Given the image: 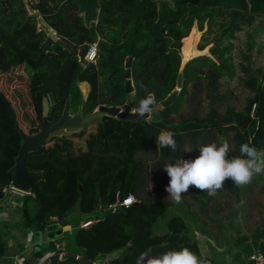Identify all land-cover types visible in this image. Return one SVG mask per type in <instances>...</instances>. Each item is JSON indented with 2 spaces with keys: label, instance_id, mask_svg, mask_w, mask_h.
<instances>
[{
  "label": "trees",
  "instance_id": "16d2710c",
  "mask_svg": "<svg viewBox=\"0 0 264 264\" xmlns=\"http://www.w3.org/2000/svg\"><path fill=\"white\" fill-rule=\"evenodd\" d=\"M219 17L223 35L264 27V0H98L90 26L74 0H0V199L8 197L3 187L13 181L10 168L22 144L16 123L26 132H38L44 96L49 98L50 119L59 118L79 82L89 85L80 107L83 114L99 105L102 86L107 105H125L130 68L134 105L145 107L150 94L158 105L149 118L104 114L87 128L60 131L85 137L62 154L61 173L37 163L35 155L58 133L29 152L30 168L42 169L43 177L24 195L18 213L12 212L14 219L0 220V258L8 252L13 228L23 230L24 236L53 230L58 226L52 217L57 216L65 228L59 244L67 254L56 261L61 248L51 249L56 264H77L70 254L76 249L90 260L117 252L107 264L218 262L219 250L202 253L198 232L223 247L225 199L253 196L255 186L264 181V164L258 160L264 153V66L242 65V84L249 91L242 99L223 84L220 62L199 56L183 63L185 37L194 26ZM39 22L55 29L64 43L54 40L44 48L48 31ZM93 41L98 46L96 62L83 61ZM18 67L27 74L29 94L22 102L7 91ZM180 73L177 96L161 106L160 100L177 87ZM31 106L34 115L22 111ZM51 172L52 186L38 188ZM129 193L140 201L100 215V205ZM208 210L219 218L212 219ZM95 215L99 221L80 226ZM256 228L254 239L264 235V221ZM32 253L45 256L42 248ZM27 264L44 263L28 255Z\"/></svg>",
  "mask_w": 264,
  "mask_h": 264
},
{
  "label": "rangeland",
  "instance_id": "374dc122",
  "mask_svg": "<svg viewBox=\"0 0 264 264\" xmlns=\"http://www.w3.org/2000/svg\"><path fill=\"white\" fill-rule=\"evenodd\" d=\"M27 6L30 8L28 4ZM220 19L219 17V19L217 18L214 21L205 20L203 27H198L197 25L193 27L191 33L184 39L182 49L183 63L189 59H196L199 56H207L216 63L220 62L224 67L223 84L233 88L235 93L238 94L240 98L244 99L249 91L242 84V78L246 74L242 65H251L253 68L264 66V27L256 26L253 29L250 28V30L238 31L232 35H223L222 31L224 24L220 23ZM39 26H43V24L39 22ZM104 71L103 69L100 70L101 82L105 73ZM19 74H23V77L19 76ZM78 84V90H76L72 98L70 97L72 113H82L80 108L81 103L89 89V85L86 82H79ZM191 84L192 81L189 82L190 86ZM8 85L9 83L7 84L8 93L12 94L11 92H15L20 102L28 98L27 74L21 67L16 68L13 80L11 84ZM128 97L126 104L121 106L125 109H128V106L130 110L140 109L134 105V100L136 99L135 90L128 92ZM143 109L146 110L145 107H143ZM25 110H28L31 115H34L32 106L23 107L22 111ZM95 110H97V107ZM182 111H186V108L184 107ZM151 114H154L153 110ZM22 117L24 118V123L27 124L28 121L25 115H22ZM57 133L58 136L52 140L49 144L50 146L48 145L49 147L47 146L46 149H42L40 153H36L35 155H38L37 163L41 162L44 165L50 164L58 173H61V164H63L64 161L62 154L70 152L72 148L75 147V142L85 137L82 135H69L60 131ZM53 150L56 153L51 154ZM258 160L260 164H264V155H260ZM51 174L52 172L49 174L44 184L39 183L40 186L38 188L46 189V187L52 186L53 180ZM226 191L231 194L227 189ZM227 199L229 202L224 203V218L221 220L222 233L226 243L233 242L234 244V241L238 238H245L248 237V235L253 237L257 229V224L264 221V181L261 180L258 185L255 186V193L253 196L241 194L240 197H236L231 195V197L226 198L225 201ZM219 200L221 202L224 201L223 197L219 198ZM99 213L101 216H104L106 211L101 210ZM11 233H15L17 237H21L23 235V230L13 228ZM31 235L33 236L32 233ZM200 235L201 233L198 232V238ZM59 240L61 241V239ZM213 243L217 245L214 239ZM109 254L114 256L115 252Z\"/></svg>",
  "mask_w": 264,
  "mask_h": 264
},
{
  "label": "water",
  "instance_id": "95a60500",
  "mask_svg": "<svg viewBox=\"0 0 264 264\" xmlns=\"http://www.w3.org/2000/svg\"><path fill=\"white\" fill-rule=\"evenodd\" d=\"M78 5V12L84 15L85 25L90 26L91 22L96 18V12L98 8V0H74ZM45 29H48L47 38L43 42L42 46L47 48L54 40H58L61 43L64 41L58 37L57 31L52 27H48L47 24L42 23ZM182 85V73H180L178 78V84L175 89H173L165 98L160 100L159 104L161 106H167L170 104L175 97L177 96ZM126 92H131L134 90V83L132 79L131 69L128 68L126 71V80H125ZM105 89L102 86L100 90L99 105L97 110L89 114H82L80 112L72 113L71 112V103L70 97L67 98L65 106L63 108L62 114L57 119L49 118L50 111V102L48 96L43 97V111H42V123L41 129L35 133L26 132L22 127L19 126L18 122L16 126L19 128V131L22 135V144L20 146L18 154L15 156V163L10 168L13 172V185L23 189L27 192H31L34 184L37 180L43 177L42 169H31L28 164V154L29 152L41 148L49 139V137L62 130L74 131L81 128H87L88 126L98 122L102 115L110 114L116 117H125V118H149L152 110L158 107L153 94H150L146 102V110L144 111H133L123 108L121 105H107L105 102ZM208 215L217 220L219 215L208 210ZM114 215V212L107 214V218H110ZM62 234V228L58 227L54 231H35L36 241L39 242L41 239L48 242L47 248H44L45 251L50 249H56L57 245L55 242V236ZM38 248V247H37ZM75 255V253H70ZM81 261L86 264H91V260L87 257L82 256Z\"/></svg>",
  "mask_w": 264,
  "mask_h": 264
},
{
  "label": "crops",
  "instance_id": "0c3cea01",
  "mask_svg": "<svg viewBox=\"0 0 264 264\" xmlns=\"http://www.w3.org/2000/svg\"><path fill=\"white\" fill-rule=\"evenodd\" d=\"M262 155H264V153ZM2 211H7L9 213V216L7 218L14 219V216L11 217L12 212L17 214L19 208L14 206L13 197L10 198L8 196L0 200V220L5 219V217L2 215ZM209 238L210 237H206L203 235L199 236L201 249L208 255H211L214 251L219 250L221 253L219 254V260L216 264H249V253L255 248L261 247V243L264 242V235L258 239H254L253 237L248 235V237H242L241 240L243 242L239 244H233V242H225V245L223 247H219L215 243L209 242ZM54 239L56 244H59V235L55 236ZM8 244V252L4 257L0 258V264H14L13 255L18 252H26L30 256V259L32 261L42 263L44 257L41 259L38 258L32 253V249L38 247L44 250V248H47L48 246V242L43 239H41V241L39 242L36 241L35 232L33 233V236L30 232H27L25 236L22 235L21 237H17L15 233H9ZM76 250H78L79 253L81 252L79 249ZM44 252L46 251L44 250ZM115 255H117V252H115L114 256ZM112 257L113 256L111 254L98 255L95 260H91V264H107V262Z\"/></svg>",
  "mask_w": 264,
  "mask_h": 264
},
{
  "label": "built area",
  "instance_id": "2783aa9c",
  "mask_svg": "<svg viewBox=\"0 0 264 264\" xmlns=\"http://www.w3.org/2000/svg\"><path fill=\"white\" fill-rule=\"evenodd\" d=\"M89 44H90V47H89L88 51L86 52L83 60L96 62L97 41H93ZM255 107H256V104L253 105V109H252L253 114L255 112ZM138 110L144 111L145 109H143V108L142 109L141 108L140 109H133V111H138ZM3 191L6 194V196H12L13 197V203H14V206H16V207H20L22 205V198L24 197L25 194L32 192V191L27 192L23 189H20V188L14 186L13 181L10 184L4 186ZM139 201L140 200L133 193H129L127 196H125L123 198L119 194H117L115 201L110 202L107 206L100 205V208L104 211H107L110 209H116L120 206H129V205H132V204L139 202ZM2 215L5 218H7L9 216V213L7 211H2ZM52 220L55 221L57 223V226L61 228V224H60L57 216H53ZM99 220H100L99 215L91 216V217L85 218L81 222L80 226L89 227ZM64 229L65 228H62V232L64 231ZM54 230H55V228H53V230H47V231H54ZM69 231H72L71 227L69 228ZM209 239H210L209 242L213 243V239L212 238H209ZM56 245H57V248H61L60 252L58 253L56 261H61L65 257V255L67 254V251H66V249H63L60 246V244H56ZM202 253L206 254L203 250H202ZM206 255H208V254H206ZM74 256H75V259L77 261V264H86V263H83L81 261L82 255L79 252L75 253ZM27 260H28V254L26 252H18V253H15L13 255L14 264H27ZM248 260H249V264H264V249L261 247H257L254 250H252L249 253ZM42 263H44V264H56L55 260H54L53 252L46 251Z\"/></svg>",
  "mask_w": 264,
  "mask_h": 264
}]
</instances>
